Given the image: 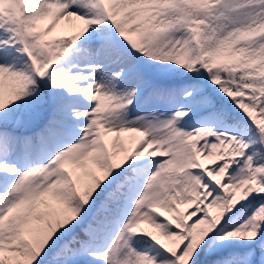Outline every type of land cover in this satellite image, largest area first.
<instances>
[{
	"label": "snow or ice",
	"instance_id": "snow-or-ice-1",
	"mask_svg": "<svg viewBox=\"0 0 264 264\" xmlns=\"http://www.w3.org/2000/svg\"><path fill=\"white\" fill-rule=\"evenodd\" d=\"M206 260L264 264V0H0V264Z\"/></svg>",
	"mask_w": 264,
	"mask_h": 264
},
{
	"label": "rangeland",
	"instance_id": "rangeland-1",
	"mask_svg": "<svg viewBox=\"0 0 264 264\" xmlns=\"http://www.w3.org/2000/svg\"><path fill=\"white\" fill-rule=\"evenodd\" d=\"M42 23H43L44 26H48L50 24V21H44ZM70 23H79V22L78 21H75L74 19L61 20V21L58 22L57 28L53 30V32L51 33V35L53 37H59V36H62V35H66V33H64V32H62L60 30V27L62 25L70 24ZM26 60H27V57L26 56H22V54L19 53V52H14V56L10 60V62L17 63L18 65L22 66L25 63ZM145 67L149 68V70H151L153 72H160V71H162V69L158 71L157 68L150 67V64L145 65ZM210 83L211 82L209 81V84ZM212 87H213V85H212ZM86 104H87V102L85 101L80 106L83 107ZM153 111H155V106L152 105V104L145 103L144 97H141L140 99H138L136 101L135 107L133 108V115H144L146 113H150V112H153ZM200 123H201V121H199L198 119L197 120H194V121H192L189 124V128H191L192 126L199 127L200 126ZM209 126H212V125L209 124ZM125 135H128V134H125ZM250 138H254V136L252 135V133H247L245 135V139H250ZM40 159H41V157H35L34 158V161L35 162H40ZM21 164H23V162H21ZM151 167H153V166L152 165H146L144 170H147L148 168H151ZM246 244H247V241H242V244L241 245H230V247L233 246L232 248H239V247L245 246ZM97 264H103V261H97Z\"/></svg>",
	"mask_w": 264,
	"mask_h": 264
},
{
	"label": "trees",
	"instance_id": "trees-1",
	"mask_svg": "<svg viewBox=\"0 0 264 264\" xmlns=\"http://www.w3.org/2000/svg\"><path fill=\"white\" fill-rule=\"evenodd\" d=\"M179 76V74H177ZM196 74L195 73H189L188 76L189 77H192V76H195ZM180 78H183V77H180ZM212 88H216L215 85H213ZM218 100L220 101L221 104L225 105L226 106V109L227 110H230L233 114L234 117L236 118H239L240 115H242L237 109H235L234 105L231 103V101H229L223 93H219L218 95ZM236 223H240V221H237ZM234 226V225H233ZM242 244V240H237L234 244L232 245H241ZM233 247V246H231ZM204 264H209V262L206 260L204 262Z\"/></svg>",
	"mask_w": 264,
	"mask_h": 264
}]
</instances>
